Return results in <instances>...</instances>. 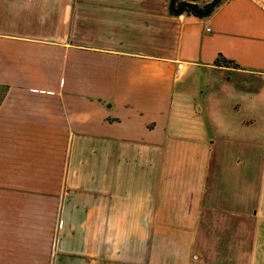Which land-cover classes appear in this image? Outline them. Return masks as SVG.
Masks as SVG:
<instances>
[{
    "label": "crops",
    "instance_id": "obj_1",
    "mask_svg": "<svg viewBox=\"0 0 264 264\" xmlns=\"http://www.w3.org/2000/svg\"><path fill=\"white\" fill-rule=\"evenodd\" d=\"M203 1L0 0V264H264V0Z\"/></svg>",
    "mask_w": 264,
    "mask_h": 264
},
{
    "label": "rangeland",
    "instance_id": "obj_2",
    "mask_svg": "<svg viewBox=\"0 0 264 264\" xmlns=\"http://www.w3.org/2000/svg\"><path fill=\"white\" fill-rule=\"evenodd\" d=\"M199 1L201 2L198 4L199 8H201V9L204 8L205 7L204 1L203 0H199ZM219 239H221V241L224 242V238H219ZM229 241H233L234 243L239 244L241 247L240 248L241 257L247 259V252L249 251V248H248L249 237L247 235V232L242 231L239 237L233 238V239L230 238ZM256 241H257V248H263V243H264L263 238H257ZM176 246H177V248L179 247L178 239L176 240Z\"/></svg>",
    "mask_w": 264,
    "mask_h": 264
},
{
    "label": "water",
    "instance_id": "obj_3",
    "mask_svg": "<svg viewBox=\"0 0 264 264\" xmlns=\"http://www.w3.org/2000/svg\"><path fill=\"white\" fill-rule=\"evenodd\" d=\"M220 2V0H216L214 3H213V5H212V7L211 8H209L206 12H200L199 10H198V8H196L195 6H193V5H191V4H188V3H186L183 7H187V8H189V9H191L192 11H194L196 14H200V15H202V14H207V13H209L218 3Z\"/></svg>",
    "mask_w": 264,
    "mask_h": 264
},
{
    "label": "trees",
    "instance_id": "obj_4",
    "mask_svg": "<svg viewBox=\"0 0 264 264\" xmlns=\"http://www.w3.org/2000/svg\"><path fill=\"white\" fill-rule=\"evenodd\" d=\"M221 1H223V0H221ZM210 5H211V4H210ZM210 5H208L207 8H209ZM196 8H197V6H196ZM216 63H217V64H223V65H232V66L235 65V64H233V62L227 60L226 58H224V57H222V56H219V57H218Z\"/></svg>",
    "mask_w": 264,
    "mask_h": 264
}]
</instances>
